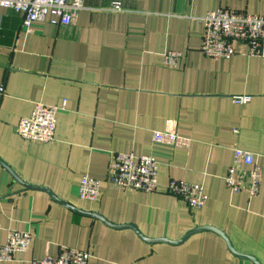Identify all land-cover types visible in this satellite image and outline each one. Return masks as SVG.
I'll use <instances>...</instances> for the list:
<instances>
[{
  "label": "crops",
  "instance_id": "crops-1",
  "mask_svg": "<svg viewBox=\"0 0 264 264\" xmlns=\"http://www.w3.org/2000/svg\"><path fill=\"white\" fill-rule=\"evenodd\" d=\"M65 26L47 20L29 31L21 14L0 8V246L9 230L30 232L21 258L30 264L69 247L90 253L87 264H255L234 255L211 230L172 244L148 242L55 201L130 224L150 239L179 240L215 227L240 254L264 264V63L234 44L230 59L200 51V18L219 7L264 15V0H82ZM118 3L120 11L111 10ZM183 54L176 68L168 51ZM234 95H249L245 104ZM54 140L31 142L16 132L33 105H60ZM191 139L188 148L152 141V131ZM255 154L259 192L234 194L224 183L233 148ZM111 152L152 155L156 191L122 190L104 178ZM102 180L97 202L78 198L80 177ZM170 179L200 184L205 205L189 209L167 192ZM24 183L32 185L27 187Z\"/></svg>",
  "mask_w": 264,
  "mask_h": 264
},
{
  "label": "built area",
  "instance_id": "built-area-1",
  "mask_svg": "<svg viewBox=\"0 0 264 264\" xmlns=\"http://www.w3.org/2000/svg\"><path fill=\"white\" fill-rule=\"evenodd\" d=\"M0 8L21 14V25L25 31L43 20L56 26L70 24L77 13L85 8L82 0H0ZM111 10L120 11L118 3ZM203 34L200 43L202 54L212 60L230 59L235 53L234 44L245 47V54L256 56L264 63V15L248 14L243 11L219 7L207 11L200 18ZM164 65L176 68L183 54L168 50L163 53ZM4 92L0 87V94ZM237 104L251 100L249 95H234ZM65 108L60 105H46L37 102L29 116L19 120L17 134L28 141L50 143L54 140L57 113ZM152 141L173 147L188 148L191 139L169 131H152ZM225 185L234 193L256 196L262 180V168L255 154L239 147L233 148V160L224 176ZM104 180L122 190L146 193L156 191L158 184V162L152 155L134 152H111ZM102 180L84 174L78 185L80 200L97 202L101 194ZM167 192L180 198L189 209L197 210L205 205L206 195L200 184L170 179ZM33 240L30 232L9 230L7 239L0 246V261H14L26 252ZM90 253L76 248L62 247L56 255L46 254L32 259L30 264H87Z\"/></svg>",
  "mask_w": 264,
  "mask_h": 264
},
{
  "label": "water",
  "instance_id": "water-1",
  "mask_svg": "<svg viewBox=\"0 0 264 264\" xmlns=\"http://www.w3.org/2000/svg\"><path fill=\"white\" fill-rule=\"evenodd\" d=\"M23 185L27 186V187H32V185H29V184H26L24 183ZM35 188H38V189H42V190H45L55 201L61 203V204H64L66 206H68L69 208H71L72 210L78 212V213H81V214H85V215H88V216H92V217H95V218H98L102 221H104L105 223H107L108 225L112 226V227H115V228H132L135 230V232L144 240L148 241V242H158V241H164V242H168V243H172V244H177V243H181L182 241H184L187 237H189L191 234L195 233V232H198V231H202V230H211L217 234H219L220 236H222V238L225 239L230 251L238 256V257H241V258H246V259H249L251 261H253L255 264H261L259 263L255 258H253L252 256H249V255H244V254H240L238 253L231 245V242L230 240L228 239V237L224 234V232H222L221 230L215 228V227H211V226H200V227H196V228H193L191 230H189L188 232H186L184 234V236L182 238H180L179 240H176V241H173V240H168V239H164V238H157V239H150V238H147L146 236H144L135 226L133 225H130V224H125V225H115L113 223H110L109 221H107L105 218H103L102 216H100L99 214H96V213H92V212H87V211H83V210H79L67 203H65L64 201L58 199L54 193L49 190V189H46V188H43V187H37V186H34Z\"/></svg>",
  "mask_w": 264,
  "mask_h": 264
}]
</instances>
